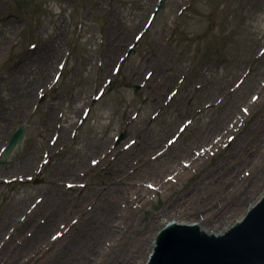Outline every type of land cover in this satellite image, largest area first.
I'll return each mask as SVG.
<instances>
[{
	"label": "rangeland",
	"instance_id": "374dc122",
	"mask_svg": "<svg viewBox=\"0 0 264 264\" xmlns=\"http://www.w3.org/2000/svg\"><path fill=\"white\" fill-rule=\"evenodd\" d=\"M160 2L0 0V161L12 134L26 125L22 147L0 163V239L10 242L6 249L17 251L23 246L20 236L36 232L32 208L63 210L66 216L87 210L95 217L119 186L111 180L129 154L134 155L130 173L143 174L146 161L168 160L184 149L198 125L212 128L235 89L243 88L249 99L256 92L253 81L264 87V0H165L149 26ZM240 108L246 117L221 147L206 141L180 156L189 166L199 150L208 155L201 166L190 167L193 176L183 185L166 193L152 184V202L132 215L127 241L108 254L110 264H124L114 257L125 243L138 242L151 222L149 244L168 221L160 215L166 203L182 193L187 198L192 185L209 186L210 175L232 167L234 148L255 141L264 100L255 110L245 102ZM146 138L155 150L138 154ZM171 172H165L168 179ZM233 188L235 194L216 191L204 202L195 196L192 202L203 210L191 211L187 203L194 220L224 211L226 199L236 205L231 217L201 225L218 231L229 227L259 198L264 178L247 194ZM67 220L63 227L72 235L87 222L83 213L72 218L70 228Z\"/></svg>",
	"mask_w": 264,
	"mask_h": 264
},
{
	"label": "bare ground",
	"instance_id": "6f19581e",
	"mask_svg": "<svg viewBox=\"0 0 264 264\" xmlns=\"http://www.w3.org/2000/svg\"><path fill=\"white\" fill-rule=\"evenodd\" d=\"M252 88H254L252 90H255L256 92L249 99L245 98L248 93L243 88H240L238 91L235 89L233 92V100L230 105L226 107L222 115H220V120L212 125V128L206 129L205 125H198V127H196L197 129H195V135L187 143L184 149L177 150V152H175L168 160L167 158L162 159L159 156L155 161H146L148 166L143 174L134 176L130 173L133 168V166H131V158L134 155L131 156L129 154L120 164L117 165L115 175L111 180L117 182L119 186L114 188L111 199H108L107 204H105L106 206L100 207V212L95 217L90 218V213H88L87 210L70 211L67 216L63 213V210H57L56 212L53 210H41L42 214L36 210L37 208L32 210L31 215L34 217L32 222L37 228L36 232L33 233L34 235L32 234L29 236V238H25V235L22 234L20 240L23 243V246L21 245V248L17 251L6 249L9 247L10 242L7 243L5 240L0 239V264H15V262H17L16 264H110L109 260H106L108 254L116 253L121 243L127 241L126 235L128 233V228L133 222L131 220L132 215L139 212L144 206H146V204L152 202L153 191L152 189H149L152 187V184H155L157 189L159 188L160 191L166 193L183 185L187 177L189 178L193 176L190 172L191 168H194L197 165L201 166L202 163L206 161L208 155H202V150H199V153L195 156L194 154L191 156L189 166H183L180 156L185 154V156L189 155L193 147L205 143L206 141V143H210L212 147H221L226 135L234 131V128L238 127V123L242 122L246 117V113H244L245 110L240 108L242 102L246 103L249 110L250 108L255 110L262 106L264 100V87H260L256 79V81L252 82ZM216 109H218V107H216ZM181 115L182 114H180V116ZM259 118L263 119L262 124L260 125V130L256 129L255 132L258 133L259 136L256 137L255 141L252 142L250 146L246 145L240 149L234 148L231 151L232 160L229 162L232 167L228 165L224 170L220 169L215 174L210 175L209 182L211 183L209 186H206L205 184L203 187L192 185V188L186 190L187 198H184V193H182L178 199L175 198V200H171L162 207L160 215H162L163 218L168 219L167 223L176 222L180 225L188 226L193 224L199 225L201 230L213 234H220L226 231L227 227L218 231L214 228L209 229L208 227L202 226L201 223L206 225L220 224L227 218L231 217L229 214L232 210H236V205L233 206L224 199L222 205L225 203L226 205L220 209L224 211L218 212V209H216L214 210V215H208L213 212L211 211L206 214L207 216L203 215L202 217L204 218L198 216L196 220H194L195 215H192L189 212L190 208L188 205L194 207L191 208V211L203 210V207H198L192 202L195 196H198L201 202H204L205 199H209L213 196L212 193L216 191L221 193L223 191L230 196L235 194L234 186L241 188V191L244 190V194H247L249 191L251 192L252 184L255 183V181L263 180L264 111ZM214 134L215 136H213ZM154 146L153 141L146 138L139 145L140 150L138 151V154L140 152H142L143 155L150 154L155 150ZM205 146L207 145L203 144L201 147ZM104 150H102V152ZM205 152L206 151H204V153ZM135 158L139 160L141 159L139 155ZM243 168L244 172H242ZM170 170L173 171L171 173L174 174V177L168 179L167 176H165V172ZM245 170L250 171L249 176L245 175ZM129 177H137L138 181L130 183L128 181ZM225 178L227 180H224ZM149 183L150 185H148ZM199 183H201V181H199ZM228 184L229 186H227ZM257 187L258 184H256L253 189L256 190ZM105 189H108L107 184L105 185ZM262 194H264V190L261 191L259 195L261 196ZM203 197L206 198L202 199ZM187 203L189 204L187 205ZM240 204L242 206V202ZM249 207L246 208V211ZM94 208L95 206L93 209ZM227 208L230 209L226 211ZM239 208L241 209V207ZM80 213H83L84 219L87 220L84 228L78 232V235H72L65 232L66 228L63 227L65 221L68 218L72 221V218L74 216H80ZM224 216L227 217L224 218ZM186 217L190 218V220H184ZM42 219H44L43 223L40 221ZM62 219H64L63 222L61 221ZM71 221L67 220L66 227H71ZM167 223L156 230L148 244L147 236L151 233V227H149L151 225L150 222L147 228L139 232L140 238L138 242L135 241L131 244L130 241L128 244L125 243V248L123 247L120 250L118 257H114V260L119 261L122 259L124 264L130 262H132V264H138L137 262H140L144 255H147L145 256V259H143V264H146L150 254L155 248L154 240L157 239L160 231H162ZM144 227H146V224H144ZM54 230L56 231L54 232ZM58 231L62 233L61 236L55 235ZM69 234V241L68 243H65ZM146 251H148L147 254ZM36 255H43L45 257Z\"/></svg>",
	"mask_w": 264,
	"mask_h": 264
},
{
	"label": "water",
	"instance_id": "95a60500",
	"mask_svg": "<svg viewBox=\"0 0 264 264\" xmlns=\"http://www.w3.org/2000/svg\"><path fill=\"white\" fill-rule=\"evenodd\" d=\"M24 130L22 126L14 134L3 163L21 146ZM154 246L149 264H264V194L221 234L172 222L154 240Z\"/></svg>",
	"mask_w": 264,
	"mask_h": 264
},
{
	"label": "snow or ice",
	"instance_id": "6c2138e0",
	"mask_svg": "<svg viewBox=\"0 0 264 264\" xmlns=\"http://www.w3.org/2000/svg\"><path fill=\"white\" fill-rule=\"evenodd\" d=\"M94 163H95V161H94Z\"/></svg>",
	"mask_w": 264,
	"mask_h": 264
}]
</instances>
